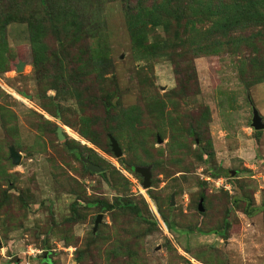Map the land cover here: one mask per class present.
Returning <instances> with one entry per match:
<instances>
[{
    "label": "rangeland",
    "instance_id": "1",
    "mask_svg": "<svg viewBox=\"0 0 264 264\" xmlns=\"http://www.w3.org/2000/svg\"><path fill=\"white\" fill-rule=\"evenodd\" d=\"M234 1L67 0L89 25L76 43L48 23L34 36L23 22L0 30V264H264V129L252 125L254 108L264 122V29L214 47L230 39L217 14ZM89 60L112 67L88 71ZM71 67L69 92L41 77ZM136 166H152L149 189Z\"/></svg>",
    "mask_w": 264,
    "mask_h": 264
},
{
    "label": "trees",
    "instance_id": "2",
    "mask_svg": "<svg viewBox=\"0 0 264 264\" xmlns=\"http://www.w3.org/2000/svg\"><path fill=\"white\" fill-rule=\"evenodd\" d=\"M77 1V0H75ZM82 1V0H79ZM40 7H42V13H39L38 15L35 13H28L25 9L26 5L25 2H22L21 0H0V30L4 31L9 25H11L14 22H23L26 23L29 27V31H31L32 35L34 36L35 33L44 31L47 28L44 26V24L48 23L50 24V29L53 31H59L60 35L59 38L62 40L67 39L66 35L69 34L72 35L73 41L76 43L83 35H87V26L86 23L82 18L80 17L77 12L70 7L67 0H39ZM126 4H128L126 2ZM229 8H226V6H222V10L218 11V17L220 19L218 30L221 33L219 37L227 38L229 39L228 42H223L222 40L218 41L214 47H221L228 44L233 49H237L238 47L243 46V44L246 43H252L254 42V37H257L260 35L258 33L256 36H245L242 39H238L234 36V33H236L240 29L249 28L252 24L256 23L260 25L261 32L263 33V27H264V0H235L233 3L228 5ZM128 7V6H127ZM135 7V6H134ZM133 7V8H134ZM27 8V7H26ZM133 8H127V16L130 19L135 18V15H138L137 12L132 13L134 11ZM26 10V11H25ZM217 12V11H216ZM185 15V13L181 14ZM184 18V16H183ZM81 21V22H80ZM263 26V27H262ZM131 28L132 38L138 39L137 36V28L133 26H129ZM129 28V29H130ZM7 31V30H6ZM5 31V35H6ZM86 31V32H85ZM44 37V35H40ZM144 36V34H143ZM65 42V45L63 44ZM62 44V57L64 59H67L66 54L67 51H71V46L66 44L67 41H63ZM41 43V42H40ZM43 49V47L41 48ZM41 52V51H40ZM42 53V52H41ZM64 59L62 61H64ZM46 62L48 61L47 58H45ZM86 65H81L85 69L88 67V71H101L105 69L104 72H102V75L112 67V64L109 62V60L106 61H93L89 60ZM45 61L41 62L44 63ZM45 62V63H46ZM91 63V64H90ZM47 64V63H46ZM36 66H40L41 64L36 62ZM48 65V64H47ZM58 68V67H57ZM73 68V69H72ZM71 73L72 76H69L67 78L64 74H57L55 72L54 75H48L46 73V69L43 68L42 71H40L41 77L43 81H49L50 84H47L50 88L56 90L57 93L59 91L63 92H69L70 88L72 87V82L76 77H78V72L80 71L77 67H71ZM40 78V75H39ZM67 89V90H65ZM116 107H114L113 103L111 102L110 105H106V111L108 113L112 112V110H115ZM57 130V129H56ZM57 134V132H56ZM58 137V136H57ZM78 157H80L81 154L76 153ZM208 160V159H207ZM212 176L220 177L222 175V169L220 168H211L210 170ZM2 204H0L1 207ZM114 205L110 204H104L103 207L106 209H111ZM121 209H128L134 211L135 214H137L139 217L141 216L140 209L137 205V203L130 201V200H124L121 198ZM116 207V204H115ZM133 213V212H132ZM143 217V216H142ZM200 232V231H199Z\"/></svg>",
    "mask_w": 264,
    "mask_h": 264
},
{
    "label": "water",
    "instance_id": "3",
    "mask_svg": "<svg viewBox=\"0 0 264 264\" xmlns=\"http://www.w3.org/2000/svg\"><path fill=\"white\" fill-rule=\"evenodd\" d=\"M23 68H24V63L20 62L18 67H17V71L21 72L23 70ZM252 125H253V128L255 130L264 129L263 118L256 108L253 109ZM56 132H57L58 139L60 141H64L66 139V136L64 134V130L61 126L57 127ZM109 138L111 141V147H112L113 153L115 154V156L117 158H121L123 156V151L120 147L119 142L111 135L109 136ZM158 142L162 143L161 137H158ZM10 158L13 160L14 165H19L21 163V160H22V154L17 152L15 147L12 146V147H10ZM85 162H87V160H85ZM88 169L92 172H95V173H102L104 171L103 168H101L100 166H98L94 163H89ZM130 169L133 170L135 173H138L143 178V187L145 189H149L152 186V166H146V167L136 166L134 168L130 167ZM234 174H232V176H234ZM153 202H154L155 206L157 207L156 201H153ZM172 205H174V198H172ZM200 210L201 211L204 210V208L202 207V203L200 204ZM102 219H103V215H99L97 217V220L95 223V228H94V233H96L99 224L102 222Z\"/></svg>",
    "mask_w": 264,
    "mask_h": 264
}]
</instances>
